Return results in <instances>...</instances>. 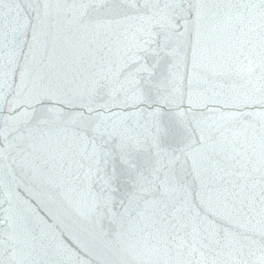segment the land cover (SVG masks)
<instances>
[{
  "label": "snow or ice",
  "instance_id": "obj_1",
  "mask_svg": "<svg viewBox=\"0 0 264 264\" xmlns=\"http://www.w3.org/2000/svg\"><path fill=\"white\" fill-rule=\"evenodd\" d=\"M241 9L264 19V0H0V264H247L256 245L264 264V31L259 62L204 40ZM46 192L80 236L17 230L12 195L51 227Z\"/></svg>",
  "mask_w": 264,
  "mask_h": 264
},
{
  "label": "water",
  "instance_id": "obj_2",
  "mask_svg": "<svg viewBox=\"0 0 264 264\" xmlns=\"http://www.w3.org/2000/svg\"><path fill=\"white\" fill-rule=\"evenodd\" d=\"M212 2L248 3L249 0H212ZM256 2H258V0H256ZM240 11L244 16L242 23H237L235 19L233 20L232 25H228L227 23H218L223 15L222 13L220 17H217V22H208L204 40L209 56H211V54L216 50L226 51L230 47L233 48V56H235L237 55L235 48H238L240 43L243 42L244 53L250 55L254 62H259L262 31H264V19L261 18L259 9H256L252 14H249L248 9H241ZM235 15L236 13L233 12L234 17ZM239 59L244 61V63H247V60L244 59L243 55H241ZM236 83L239 84L242 83V81L237 80ZM15 192L18 193L21 198L25 200L28 199L23 188L15 189ZM7 194L8 190L5 187L0 186V229H4L6 227V225L2 222L6 215L4 209L9 207ZM43 198L56 215L55 221L46 217V219H48V225L51 227H48L47 225H37L36 218L27 210L26 206L16 199L15 194L12 195L14 217H17L18 214V216L26 218V220H21L17 217V230L22 231L23 226L26 223L29 228L34 229L35 234L40 237L44 243L48 242L52 233H64L66 237L70 230L71 234L74 236H80V228L84 226L85 222L77 215L74 207L69 205L67 202H63L61 204L55 192H46L44 193ZM41 215H43V213H41ZM41 229H43V232H41ZM247 235L252 236L253 239L257 241L260 240V236L258 234L248 232ZM37 248L39 249V244H37ZM202 251L204 252V259L207 264H212L213 261H216V264H227L228 262L226 253L225 255L217 256L215 251H210L208 249H202ZM49 258L57 259L58 257L51 256ZM109 258L114 262V264H118L120 259L119 256H110ZM193 259L198 260L199 253H197ZM244 259L247 261V264H260L261 253L258 245L252 246L251 254H246Z\"/></svg>",
  "mask_w": 264,
  "mask_h": 264
}]
</instances>
